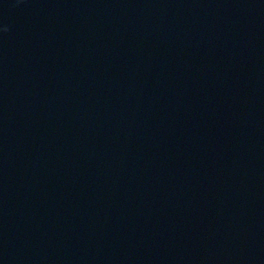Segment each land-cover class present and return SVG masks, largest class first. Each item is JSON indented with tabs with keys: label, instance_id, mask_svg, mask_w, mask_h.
I'll return each instance as SVG.
<instances>
[{
	"label": "water",
	"instance_id": "obj_1",
	"mask_svg": "<svg viewBox=\"0 0 264 264\" xmlns=\"http://www.w3.org/2000/svg\"><path fill=\"white\" fill-rule=\"evenodd\" d=\"M0 264H264V0H0Z\"/></svg>",
	"mask_w": 264,
	"mask_h": 264
}]
</instances>
